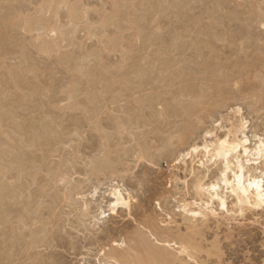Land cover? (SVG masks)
<instances>
[{"label":"rangeland","instance_id":"1","mask_svg":"<svg viewBox=\"0 0 264 264\" xmlns=\"http://www.w3.org/2000/svg\"><path fill=\"white\" fill-rule=\"evenodd\" d=\"M227 161L264 184V0H0V264H264Z\"/></svg>","mask_w":264,"mask_h":264},{"label":"bare ground","instance_id":"2","mask_svg":"<svg viewBox=\"0 0 264 264\" xmlns=\"http://www.w3.org/2000/svg\"><path fill=\"white\" fill-rule=\"evenodd\" d=\"M262 17V16H261ZM199 56V55H198ZM215 74V73H214ZM197 80V79H196ZM213 81V80H212ZM218 83V82H217ZM218 87V86H217ZM188 88V87H187ZM218 89V88H217ZM189 90V89H188ZM232 142V141H231ZM228 143L227 140H221L219 141V143L215 144V146L213 147V157H216V158H225L226 156L228 157V155H230L229 153H233V151H235V148L238 146L239 142L236 144H232V143ZM207 148V146H206ZM195 150V148H193ZM244 152H246V149H244ZM227 159V158H226ZM225 159V160H226ZM236 161V160H235ZM224 162V161H223ZM236 166V169L233 170L231 173L233 175V177H231V179L228 177V170L230 169V166L228 164V161L226 162V165H224V168L222 170V173H221V181H222V184L224 183V186L225 185H229L228 188H230V192L235 194L236 197H237V201L239 203H245V202H249L250 200H253V204L256 205V206H259L261 205L262 203H264V184H262L261 182V179L259 178H256V177H250V178H246L244 179V174L243 173V164H241L240 162L237 161V164L235 165ZM232 170V169H230ZM216 183V182H215ZM215 183L209 185V187L205 188V190H207L211 200L213 199V197H217V199L219 200V204L224 208L225 206V199L223 197H219L217 193L213 192L214 194H211V190H214L215 189ZM218 183V182H217ZM225 188V187H224ZM199 189H204L201 188V186L199 185ZM198 189V190H199ZM227 189V188H226ZM117 190V189H116ZM197 191V190H196ZM214 191H217V188L214 190ZM113 192V191H112ZM201 192V191H199ZM199 194V193H198ZM203 194V193H202ZM201 194V195H202ZM207 194V193H206ZM112 196H115L114 198V202L112 203L113 206H120V205H124V206H127L128 207V202L127 201V198L124 197L121 193L120 190L118 191H114L113 192V195ZM209 198V199H210ZM202 200V199H201ZM200 200V201H201ZM237 202V203H238ZM130 203V202H129ZM209 202H205V205H208ZM164 204V203H163ZM219 205V206H220ZM252 205V204H251ZM200 206V205H199ZM206 207V206H205ZM114 209V207H113ZM111 211V213H114V211ZM199 210V209H198ZM102 211V210H101ZM188 211V210H187ZM186 211V212H187ZM191 211V210H190ZM190 211H188L187 213H190ZM207 211V209H206ZM204 211V212H206ZM210 211V210H208ZM174 212V211H173ZM192 214L195 216V215H204L202 211H197L196 209L193 211H191ZM191 214V215H192ZM211 214V213H210ZM190 215V214H189ZM192 215V216H193ZM212 215V214H211ZM160 217V216H159ZM196 218V217H195ZM203 218V217H202ZM160 221V220H159ZM140 230V229H139ZM148 230V229H147ZM187 240V239H186ZM142 241V240H141ZM147 243V242H145ZM167 244V243H166ZM180 244V243H179ZM178 244V245H179ZM184 244V243H183ZM189 244V243H188ZM141 245V244H140ZM193 245V244H192ZM142 246V245H141ZM187 246V245H186ZM139 247V246H138ZM182 247V246H181ZM147 248V247H146ZM156 248V247H155ZM115 249V248H114ZM112 249V252L109 253L110 255V258L112 257L113 259L117 260L118 262L121 261L120 259L118 260V258H126L127 260L125 261L124 259V262H126L128 264V260L131 261V263L133 262V260L131 259H128L126 256L128 254V256L130 257L129 253H126L127 251H130V250H124L125 252L121 251V253L117 252ZM120 249V248H119ZM117 249V250H119ZM132 249V248H131ZM139 249V248H138ZM165 249V247H164ZM167 249V248H166ZM190 249V248H189ZM123 250V249H122ZM195 250V249H194ZM114 251V252H113ZM134 251V250H133ZM166 251V250H165ZM165 251L162 252L161 250V253L159 254L160 256H162L161 254L164 253L165 254ZM169 251H167L168 253ZM186 252V251H184ZM190 252V251H189ZM152 253V252H151ZM154 253V252H153ZM181 253V252H180ZM188 253V252H187ZM126 254V255H125ZM191 255V254H190ZM155 256V255H154ZM171 255H167V258L170 257ZM193 256V255H192ZM118 257V258H117ZM196 257V256H195ZM154 258V257H153ZM163 258V257H162ZM161 258V259H162ZM177 258V257H176ZM112 259V260H113ZM195 259V258H194ZM166 260V259H165ZM175 260V259H174ZM162 261V260H161ZM164 261V259H163ZM116 262V261H115ZM123 262V261H122ZM156 263V262H155ZM117 264H120V263H117ZM124 264V263H123ZM130 264V262H129ZM133 264V263H132Z\"/></svg>","mask_w":264,"mask_h":264}]
</instances>
